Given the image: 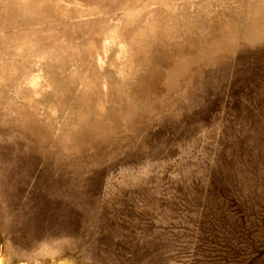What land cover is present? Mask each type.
<instances>
[{"label": "rangeland", "instance_id": "374dc122", "mask_svg": "<svg viewBox=\"0 0 264 264\" xmlns=\"http://www.w3.org/2000/svg\"><path fill=\"white\" fill-rule=\"evenodd\" d=\"M0 264H264V0H0Z\"/></svg>", "mask_w": 264, "mask_h": 264}]
</instances>
